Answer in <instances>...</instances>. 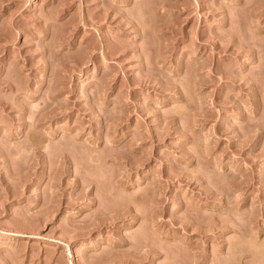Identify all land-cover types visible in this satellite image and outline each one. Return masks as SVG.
<instances>
[{
	"label": "rangeland",
	"instance_id": "obj_1",
	"mask_svg": "<svg viewBox=\"0 0 264 264\" xmlns=\"http://www.w3.org/2000/svg\"><path fill=\"white\" fill-rule=\"evenodd\" d=\"M0 264H264V0H0Z\"/></svg>",
	"mask_w": 264,
	"mask_h": 264
}]
</instances>
